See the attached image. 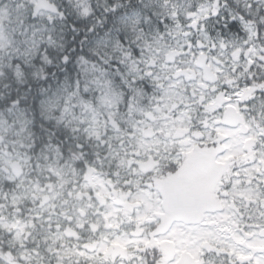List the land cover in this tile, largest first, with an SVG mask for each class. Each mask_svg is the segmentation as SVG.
I'll list each match as a JSON object with an SVG mask.
<instances>
[{
	"label": "clouds",
	"instance_id": "1",
	"mask_svg": "<svg viewBox=\"0 0 264 264\" xmlns=\"http://www.w3.org/2000/svg\"><path fill=\"white\" fill-rule=\"evenodd\" d=\"M258 262L264 0H0V264Z\"/></svg>",
	"mask_w": 264,
	"mask_h": 264
},
{
	"label": "water",
	"instance_id": "2",
	"mask_svg": "<svg viewBox=\"0 0 264 264\" xmlns=\"http://www.w3.org/2000/svg\"><path fill=\"white\" fill-rule=\"evenodd\" d=\"M189 195V190L183 189V188H178L175 191H172L171 198L179 203L182 200H184L187 196Z\"/></svg>",
	"mask_w": 264,
	"mask_h": 264
},
{
	"label": "flooded vegetation",
	"instance_id": "3",
	"mask_svg": "<svg viewBox=\"0 0 264 264\" xmlns=\"http://www.w3.org/2000/svg\"><path fill=\"white\" fill-rule=\"evenodd\" d=\"M156 243L159 244V245H161L162 247H164L166 245L172 244L173 241L168 240V239H163V240H157ZM165 250L167 251L168 249L166 248Z\"/></svg>",
	"mask_w": 264,
	"mask_h": 264
},
{
	"label": "snow or ice",
	"instance_id": "4",
	"mask_svg": "<svg viewBox=\"0 0 264 264\" xmlns=\"http://www.w3.org/2000/svg\"><path fill=\"white\" fill-rule=\"evenodd\" d=\"M194 23H195V22H194ZM171 194H172V192H169L168 190H165V197H166V198L170 197ZM241 258H243V257H241ZM258 264H259V262H258Z\"/></svg>",
	"mask_w": 264,
	"mask_h": 264
}]
</instances>
